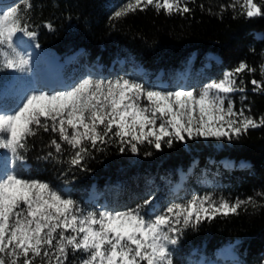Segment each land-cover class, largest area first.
<instances>
[{
    "label": "trees",
    "instance_id": "trees-1",
    "mask_svg": "<svg viewBox=\"0 0 264 264\" xmlns=\"http://www.w3.org/2000/svg\"><path fill=\"white\" fill-rule=\"evenodd\" d=\"M126 2L31 0L25 18L30 30L37 33L34 40L41 49L61 56L83 46L82 58L90 63L97 57L108 62L119 56L135 70L144 68L143 74L136 71L137 78L151 81L162 70L170 87L180 81L191 87L203 85L245 62L255 71L245 70L235 77L237 88L244 89L232 94L235 109L245 108V115L257 120L264 117V90L253 91L251 84L252 79L264 84L260 71L264 65V0H253L262 12L255 18L246 16L244 0H187L188 13L169 16L149 7L110 19ZM233 4L235 7L229 6ZM9 78L0 69V90ZM14 102L12 97L8 106ZM53 137L55 133L41 130L30 138L24 155L31 168L25 173L18 164L16 167L25 178L47 181L81 209L92 208L85 200L92 182L104 189L109 210L141 206L146 213L158 201L161 211L167 204L186 201L195 194L230 202L252 197L253 203L243 205L236 215H219L183 229L179 243L171 246L173 260L174 264H187L194 254L212 258L217 247L238 239L233 249L239 264H263L264 127L249 129L231 140L185 135L171 146L162 142L159 149L146 142L138 146L137 153L130 149L121 152L114 141L96 149L88 145L89 155L78 166L70 163L75 149L61 142L63 151L57 153L50 144ZM224 158L236 165L224 164ZM241 161L248 164L238 165ZM181 173L184 179L174 190ZM78 259V255H70L68 264H76Z\"/></svg>",
    "mask_w": 264,
    "mask_h": 264
},
{
    "label": "snow or ice",
    "instance_id": "snow-or-ice-1",
    "mask_svg": "<svg viewBox=\"0 0 264 264\" xmlns=\"http://www.w3.org/2000/svg\"><path fill=\"white\" fill-rule=\"evenodd\" d=\"M31 7V0H25L23 8L0 7L4 70L30 71L22 46L25 38L37 36L25 18ZM149 7L169 16L191 11L187 0H128L110 19ZM242 7L248 18L262 15L253 0H244ZM245 70L255 71L240 62L198 90L173 91L124 77L104 80L87 75L61 89L34 85L19 91L13 105H0V150L5 152L6 169L0 173V264H68L70 255L79 256L76 264H174L171 246L179 243L183 229L219 215H236L243 205L253 203L252 197L230 202L205 195L152 214L142 213L141 206L85 213L47 181L25 178L8 159L10 154L21 166L26 163L28 141L41 130L56 134L50 144L57 153L63 151L61 142L75 149L70 163L77 166L89 155L88 145L96 149L114 141L121 152L137 153L146 142L159 149L162 142L171 146L185 135L238 138L264 127V117L245 115V108L237 111L230 98L244 91L237 88L235 77ZM260 71L264 76V65ZM251 84L253 91L264 90L261 81L252 79Z\"/></svg>",
    "mask_w": 264,
    "mask_h": 264
},
{
    "label": "rangeland",
    "instance_id": "rangeland-1",
    "mask_svg": "<svg viewBox=\"0 0 264 264\" xmlns=\"http://www.w3.org/2000/svg\"><path fill=\"white\" fill-rule=\"evenodd\" d=\"M23 3H25V0H10L5 6H15V5H20L21 8L23 7ZM127 3V2H126ZM125 3V4H126ZM23 4V5H22ZM123 4V5H125ZM121 7V6H120ZM119 7V9H120ZM23 51L25 53V55H27L29 58H30V61H31V64H30V71L28 72H25V73H20V72H15V71H12V70H4L2 68H0L1 70H3L4 72L8 73L10 75V80H9V83L6 87H9L8 91H9V94H15L16 97H17V93L19 91H22V90H28L30 89L32 86H33V83H32V78L33 76L35 75L36 73V69L38 68L39 65H42V64H47L49 62V58H47L48 55L50 56H55V52L54 51H51V50H47V49H39L37 48L36 46V43L34 42V40H27V38H25V43L23 44ZM31 47V48H30ZM122 70V68H121ZM128 73H133L130 69L128 70H125L123 69V71H121L120 73L117 71L115 72V74H110V75H105L103 73V71H100L99 74H95V73H92L90 75H92L94 78H97V79H104V80H114V79H117V78H120V77H124V78H128V79H131V80H135V81H138V82H141V83H144L146 84L147 86H150V87H154V86H151L149 85L148 83H146L145 79L144 78H137L135 77V75L133 74L132 75H128ZM226 73V72H225ZM224 75V74H223ZM223 77V76H222ZM221 77V78H222ZM221 78L219 79H215V81H218L220 80ZM31 79V81H30ZM157 81H160L159 79ZM211 81H214V80H211ZM211 81L207 82L206 84L210 83ZM161 82V81H160ZM160 82H156V85L157 86H160L158 84H160ZM14 84V85H13ZM206 84H203V85H199V86H195L193 87L192 89H200L202 88L204 85ZM189 90H191V88H189ZM230 98L232 99V94L230 96ZM17 100V99H16ZM227 103V102H226ZM159 123V122H158ZM0 153H2V156H4L5 158V152L4 150H0ZM10 154H8V158H10ZM13 162H11V160H9L10 164L13 166V163L15 162L14 159L12 158ZM3 165H4V162H3ZM5 167L3 166L2 169L0 170V173H2L3 171H5ZM16 170L19 172V169L16 168ZM93 194V195H92ZM92 199L94 198V194L95 192L92 191ZM193 196H201L203 197L202 195H199V194H195ZM192 196V197H193ZM192 197H190L188 200H190ZM188 200L186 201H177V202H174V203H186ZM213 200H216V199H213ZM218 201V200H217ZM171 204V203H170ZM169 204V205H170ZM168 206V205H167ZM166 206V207H167ZM81 209V208H80ZM83 212L87 213V212H91V211H94V210H90V209H81ZM102 210V209H100ZM154 209H151L149 212H147L148 214H152L156 211H154ZM222 248V247H221ZM221 248H219L218 250H216V255L219 254V253H223L221 251ZM228 248V247H227ZM229 249V248H228ZM232 250V249H231ZM231 250L229 249V254L227 255H230L231 256ZM226 254V253H225ZM233 257L234 259L237 258V254L234 252L233 253ZM195 261L194 258H190V261L189 263ZM219 262V261H218ZM194 263V262H193ZM202 263H204V261H202ZM218 264V263H217ZM263 264H264V258H263Z\"/></svg>",
    "mask_w": 264,
    "mask_h": 264
},
{
    "label": "bare ground",
    "instance_id": "bare-ground-1",
    "mask_svg": "<svg viewBox=\"0 0 264 264\" xmlns=\"http://www.w3.org/2000/svg\"><path fill=\"white\" fill-rule=\"evenodd\" d=\"M221 251L223 252L222 254H224V255H227V254H229L228 252H229V249L227 248V246H225V245H223V247L221 248ZM226 253V254H225Z\"/></svg>",
    "mask_w": 264,
    "mask_h": 264
}]
</instances>
